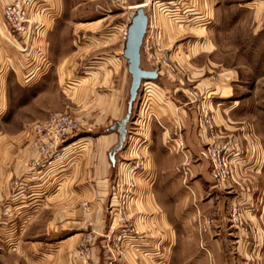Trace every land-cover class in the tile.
<instances>
[{
	"label": "crops",
	"instance_id": "obj_1",
	"mask_svg": "<svg viewBox=\"0 0 264 264\" xmlns=\"http://www.w3.org/2000/svg\"><path fill=\"white\" fill-rule=\"evenodd\" d=\"M92 1L102 0H34L29 12L34 22L33 38L24 54L0 13V116L6 110L7 78L15 76L22 85L43 73L35 62L37 51L62 70L64 83L66 76L81 67L93 40L101 44L111 39L113 34L106 31L109 23L125 12L113 15L108 0H104L107 14L89 19L91 15L82 9ZM235 1L236 8L248 11L255 25L244 27L240 18L239 26L235 23L231 29L232 40L217 43L216 60L199 59L213 52L205 49L211 46L202 43L201 51L187 61L186 81L201 94L209 91L208 97H212H207L204 106L214 114L222 138L241 149L243 168H237L227 182L212 179L203 148L210 140L198 129L197 113L189 103L173 104L168 113L161 111L165 132L143 119L138 126L141 132L144 128L147 138L145 149L140 150L144 156L142 171L135 177L133 202L121 213L140 235L126 243L128 250L121 255L107 240L120 218L110 209L118 206L122 187L117 181L128 165L120 159L129 160L139 140L133 141L132 148L121 150L112 163L109 152L117 144V136L108 132L82 158L69 156V151L62 163L41 170L48 161L32 147L30 137L15 155L0 157V201L7 197L11 212L32 214L38 208L41 216L50 213V218L39 236L17 238L14 248L0 245V264H80L75 250L91 230L96 235L88 264H249L251 245L264 243V0ZM218 2L159 0L148 15L154 19L157 14L168 24L160 38L166 47L172 44L177 25L206 29V20L211 18L204 14V5ZM134 6H123L122 11L135 12ZM127 26L116 30L117 34L122 32L124 43ZM85 37L90 39L87 43L82 42ZM213 73L217 75L215 81L210 76ZM57 82H61L59 77ZM69 113L88 129L111 127L125 111H104L105 117L99 111L93 124L85 111ZM173 133L177 138L172 139ZM14 180L23 186H10ZM226 196L232 197L227 204ZM230 202L239 205L245 217L243 227L233 236L226 213ZM208 219L213 224L204 233ZM7 239L12 244L8 236L0 237V243Z\"/></svg>",
	"mask_w": 264,
	"mask_h": 264
},
{
	"label": "rangeland",
	"instance_id": "obj_2",
	"mask_svg": "<svg viewBox=\"0 0 264 264\" xmlns=\"http://www.w3.org/2000/svg\"><path fill=\"white\" fill-rule=\"evenodd\" d=\"M5 2L6 0H4V2L0 0L1 15ZM108 2V4L111 5L109 7L113 15L122 12H125V15L121 17L119 14L117 17L121 18H116L112 23H109V27L106 31H108L109 34H113L110 40L105 39L101 44L95 42L96 40H91L92 45L86 50L87 54H84L81 67L76 68L75 72L69 75L68 78L66 76L64 83L62 82V70L52 66L50 59L46 57H44L45 65L42 67L43 73L38 75L33 82L29 84L21 83L22 85H20V83L16 81L15 76L7 78V88L5 89L6 100L4 101L6 110L3 111L4 113L0 116V157L7 158L15 155L16 151H18L20 147H23L27 139L30 137L32 138L33 134L30 130L33 129L37 123L44 121L50 113L55 111L67 110L79 114L81 111H85V113L89 115V122L91 124L95 122L94 117L98 115L99 111L100 113L102 112L103 116L104 111H125V113L120 116L122 118H119L122 120L125 117L129 100L131 76L128 73L127 61L123 57L124 42L121 39L122 32L118 30L119 32L117 34L116 30L121 28L124 30V26L127 23L128 25L130 24L131 13L132 15L135 14L134 10L126 9L122 11L124 8L123 6L141 5L143 1L132 0L129 3V0H125L121 6L111 4L110 0H108ZM105 3L104 0L101 2L92 1L86 4L82 10H85V12L91 15L87 16L89 19L103 17V14H107L109 11ZM255 5L257 6V4ZM250 6L253 7L254 4L249 5V7ZM198 11L202 12L203 10L198 8ZM108 14L112 15L111 13ZM204 14L211 18V20L206 18V22L208 21L206 26H204L206 29L200 30V28L184 27V24L179 28L177 25L172 31L174 33L172 44L164 47L160 40L158 41L160 46L164 49L163 56L165 57L166 63L159 69L160 72H158V75L161 74V76H158L154 81H143L141 83L136 100L132 106L131 118L127 125V138L122 151L131 147L135 139L139 140V143L137 142L138 145L134 146V150H132L133 153L127 158L129 160L123 161L120 159L122 164H130L132 162H139L141 164V161H144V156L141 154L140 150L145 149L144 142L147 138L145 139L144 136L146 132L144 128H142V132L138 130V126L141 125V121L144 119L147 123H151V125H154L161 131H167V127L163 123L164 116L161 114V111H171L173 104L181 106L182 104L186 103L187 105L189 103L191 107H194V111L197 113V127L200 129L198 125V110L201 108L206 110L204 102L207 100L209 91L201 94L193 87L195 86L194 84H190L186 81V76L189 74V69L186 68L187 61L201 51L200 47L203 46L202 43L208 44L209 47L211 46L209 49L208 47L205 49H213V52H211V54L200 53L204 55L201 57L199 56V59L203 58L205 60L210 58L211 60H216L217 43L222 45L223 43L227 44L229 39L232 40L231 29L235 23L239 26L240 18L244 22V27L248 28L255 25L254 22L250 20L251 17L248 15V11L238 10V8H236L235 0H219L217 4H213L210 7L204 5ZM256 17H258V19L260 18L259 15ZM110 19L111 18H109V20ZM109 20H107V22H109ZM153 21L161 32H163L162 29L164 28L168 30L169 26L164 22L161 16L156 14ZM243 22L241 23L242 26ZM16 39L17 41L14 42L17 44V48L20 49L23 42H21L19 37H16ZM89 40L88 37H85L82 39V42L87 43ZM141 67L146 70L157 71L155 61L148 60L143 51L141 52ZM215 70L214 68V71ZM210 76H213L214 81L217 79L215 73ZM58 77L61 81L60 83L57 82ZM147 83H151L152 85ZM148 86L151 87L148 89ZM175 90L176 92H174ZM188 98L192 99L194 102H190ZM175 100L179 102L177 103ZM1 112L2 111H0V114ZM207 112L213 119L214 114L212 111ZM213 122L214 125L215 123L217 124V121L214 119ZM106 128L109 129L110 126L88 129L87 127H80L78 134L70 140V142L77 141L78 148L76 146V148H74L75 150L69 153V156L71 155V157L73 156L77 159L79 156L82 158V154L85 155L88 150L92 149L91 147L95 145L96 141L103 140L104 136H106L108 132H111ZM214 130L217 132L218 138L214 143L207 142L203 147L209 164V173L211 175L213 167L209 154L207 153V148L209 145L214 146L215 143L220 142L226 143V153L229 151H231V153H239V156L231 159L233 163L230 165V172L234 174L237 168H243L242 161H240L243 159L241 157V149L233 146V143L229 141L228 138H222V134L218 132L216 125L214 126ZM113 132H115L114 134H116L118 142V135L116 131ZM177 136L178 135L173 133L171 137L173 139L177 138ZM121 163H119L120 167L122 166ZM229 180H231V178L225 181L227 182ZM13 182H15V180L11 182L10 186L12 187L14 186ZM132 195L133 198L130 203L133 202L135 196L134 192ZM231 198V196H226V204ZM7 203V197L0 201V237L8 236L13 240L12 244H8L9 241L7 239L5 240L6 242L0 243L1 246L14 248V246H16L14 242L18 241L17 238L21 239L25 236H39L42 231H45L43 227L46 220L50 218V213H45L41 216L40 209L38 208L35 209L32 214L27 213L29 215L22 211L11 212L7 208ZM230 207L231 202L228 205L226 213L229 228L232 232L231 235L233 236L237 228L229 221L231 213ZM251 246L249 264H264V243L260 246L254 243Z\"/></svg>",
	"mask_w": 264,
	"mask_h": 264
},
{
	"label": "built area",
	"instance_id": "obj_3",
	"mask_svg": "<svg viewBox=\"0 0 264 264\" xmlns=\"http://www.w3.org/2000/svg\"><path fill=\"white\" fill-rule=\"evenodd\" d=\"M125 0H110L111 4L115 6H121ZM142 9L145 11L148 17V26L146 34L144 36L141 52L145 53L148 60L155 61L157 67V73L160 72V68L166 63L163 56V48L158 41L161 38L162 32L156 27L153 19L149 18L148 13L153 6L158 5L159 0H142ZM34 5V0H6L3 10L2 18L5 28L16 39H21L22 46L19 49L22 53H26L30 48V43L33 38L34 22L29 15L31 8ZM37 68L42 69L45 65L44 55L37 51ZM198 125L199 130L207 134V139L210 143L218 138L217 132L214 130V122L212 116H209L208 112L203 108L198 110ZM81 124L79 120L72 114L63 111H55L50 113L47 118L37 123L33 129L30 130L32 135V147L35 148L37 153L48 161L41 165V170L48 167H53L52 163H62L66 158L68 152L74 151L76 148V142H70L74 138L79 130ZM226 143L217 142L213 146H208L207 153L209 154L212 162V177L217 183H224L228 178H232L231 167L233 163L231 159L239 156V153H226ZM228 151V150H227ZM229 159V160H228ZM128 167V168H127ZM126 167L124 174L118 178L117 183L121 185L122 189L119 191L118 206L110 209L114 214L120 215L115 226L112 227L111 235L107 236V240L113 246L119 254L123 255L128 247L126 243L131 241L140 234L136 230V227L131 221L126 220L121 216V213L127 209L130 201L132 200V194L135 185V177L142 171V165L139 162L130 163ZM40 170V171H41ZM39 171V172H40ZM22 182H14L15 187H22ZM115 210V211H114ZM229 221L235 228L243 227L245 218L239 205L232 204L230 207ZM213 220L208 219L204 225L203 232L207 233L210 230ZM95 232L89 231L84 237L81 244L75 250V259L80 264H88L92 256V249L95 245Z\"/></svg>",
	"mask_w": 264,
	"mask_h": 264
},
{
	"label": "water",
	"instance_id": "obj_4",
	"mask_svg": "<svg viewBox=\"0 0 264 264\" xmlns=\"http://www.w3.org/2000/svg\"><path fill=\"white\" fill-rule=\"evenodd\" d=\"M148 26V17L141 8L135 11L130 24L126 28L123 57L127 61L128 73L131 76L129 88V100L125 117L114 123L108 130L116 131L118 135L117 144L110 150L109 159L115 162V156L123 149L127 138V125L132 114V106L136 100L138 91L143 81H154L158 78L156 70H146L141 67V46Z\"/></svg>",
	"mask_w": 264,
	"mask_h": 264
},
{
	"label": "bare ground",
	"instance_id": "obj_5",
	"mask_svg": "<svg viewBox=\"0 0 264 264\" xmlns=\"http://www.w3.org/2000/svg\"><path fill=\"white\" fill-rule=\"evenodd\" d=\"M142 5H137V6H134L133 8H136V9H139V8H141L142 9Z\"/></svg>",
	"mask_w": 264,
	"mask_h": 264
}]
</instances>
